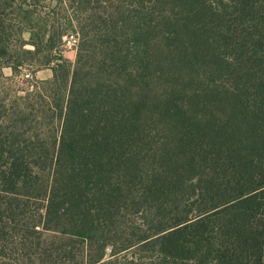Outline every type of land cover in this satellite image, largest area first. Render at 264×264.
<instances>
[{
	"label": "trees",
	"instance_id": "trees-1",
	"mask_svg": "<svg viewBox=\"0 0 264 264\" xmlns=\"http://www.w3.org/2000/svg\"><path fill=\"white\" fill-rule=\"evenodd\" d=\"M41 1L0 0V80ZM57 2L74 64L0 98V264H264V0Z\"/></svg>",
	"mask_w": 264,
	"mask_h": 264
},
{
	"label": "rangeland",
	"instance_id": "rangeland-1",
	"mask_svg": "<svg viewBox=\"0 0 264 264\" xmlns=\"http://www.w3.org/2000/svg\"><path fill=\"white\" fill-rule=\"evenodd\" d=\"M41 2L45 8L41 7L35 13H4L7 17L5 29L10 31L7 46L12 54L11 59L15 61L19 57L26 60L14 70L10 66H1L0 98L6 105L16 103L15 97L33 90L35 85L41 88L43 82L50 80L53 76L52 66L58 62L55 57L60 56L70 64L75 62L79 42L77 26L68 28L60 40L46 41L50 25H66L67 17H71L75 11L58 8L57 0ZM47 123L44 120L41 124L42 130L56 127V122L55 125Z\"/></svg>",
	"mask_w": 264,
	"mask_h": 264
},
{
	"label": "built area",
	"instance_id": "built-area-1",
	"mask_svg": "<svg viewBox=\"0 0 264 264\" xmlns=\"http://www.w3.org/2000/svg\"><path fill=\"white\" fill-rule=\"evenodd\" d=\"M28 76V75H27Z\"/></svg>",
	"mask_w": 264,
	"mask_h": 264
}]
</instances>
